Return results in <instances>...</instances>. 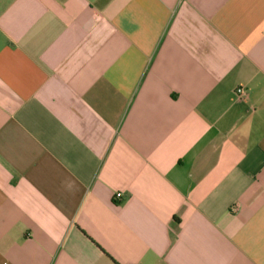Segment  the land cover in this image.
Listing matches in <instances>:
<instances>
[{
	"label": "crops",
	"instance_id": "1",
	"mask_svg": "<svg viewBox=\"0 0 264 264\" xmlns=\"http://www.w3.org/2000/svg\"><path fill=\"white\" fill-rule=\"evenodd\" d=\"M263 159L264 0H0V264H264Z\"/></svg>",
	"mask_w": 264,
	"mask_h": 264
},
{
	"label": "built area",
	"instance_id": "2",
	"mask_svg": "<svg viewBox=\"0 0 264 264\" xmlns=\"http://www.w3.org/2000/svg\"><path fill=\"white\" fill-rule=\"evenodd\" d=\"M234 94L238 100H242L247 96V91L243 87H237L234 90ZM262 165L264 166V159L262 160ZM120 198H121V193L117 192L114 194V200L117 201L120 200Z\"/></svg>",
	"mask_w": 264,
	"mask_h": 264
}]
</instances>
